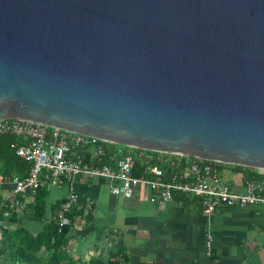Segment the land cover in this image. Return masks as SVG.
Here are the masks:
<instances>
[{"label":"water","instance_id":"1","mask_svg":"<svg viewBox=\"0 0 264 264\" xmlns=\"http://www.w3.org/2000/svg\"><path fill=\"white\" fill-rule=\"evenodd\" d=\"M264 171V0H0V121Z\"/></svg>","mask_w":264,"mask_h":264},{"label":"crops","instance_id":"2","mask_svg":"<svg viewBox=\"0 0 264 264\" xmlns=\"http://www.w3.org/2000/svg\"><path fill=\"white\" fill-rule=\"evenodd\" d=\"M220 176L243 192L241 171L225 164ZM12 190L8 182L0 188L5 209L0 264H264V205L224 207L206 215L197 199L188 197L184 206L173 197L159 205L150 202L144 187L131 198L114 196L108 179L90 177L12 198L19 205L6 199ZM71 192L79 197L78 216L64 244L59 246V240L54 249L47 237L34 242L57 225L60 206Z\"/></svg>","mask_w":264,"mask_h":264},{"label":"built area","instance_id":"3","mask_svg":"<svg viewBox=\"0 0 264 264\" xmlns=\"http://www.w3.org/2000/svg\"><path fill=\"white\" fill-rule=\"evenodd\" d=\"M7 133L22 139L21 145L14 146L15 153L31 165L24 179L0 177V188L6 182L13 185L6 199L16 205L19 202L12 198L28 191L35 194L40 189L60 188L80 177L108 179L110 192L125 198L133 197L140 188H147L150 202L159 205L180 193L197 199L206 215L224 207L264 205V171L256 170L260 177L246 181L243 192H238L222 179V163L215 161L127 148L17 119L0 121V135ZM124 148L128 150L124 152ZM138 163L145 172L139 177L134 175ZM86 202L91 206V200ZM78 206L79 197L71 192L60 206L56 222L59 231L71 226L67 213L78 210Z\"/></svg>","mask_w":264,"mask_h":264},{"label":"trees","instance_id":"4","mask_svg":"<svg viewBox=\"0 0 264 264\" xmlns=\"http://www.w3.org/2000/svg\"><path fill=\"white\" fill-rule=\"evenodd\" d=\"M23 143L22 139L13 135V134H2L0 135V176L2 178H12L13 176H17L21 179H24L28 177L31 169V165L26 162L24 159L20 158L15 153V147L17 145H21ZM128 149L124 148V152H126ZM225 164L220 165L223 166ZM233 166V165H232ZM134 170V175L139 177L143 176L145 174L143 167L140 163L136 165ZM237 170L241 171L244 174V180L248 181L252 178H258L260 175L257 174L255 169H251L248 167H242V166H233ZM44 191V189L42 190ZM175 200L177 201H185L184 206H188L187 196L175 193L174 195ZM1 204V201H0ZM3 203L0 205V221L2 220V214L4 212ZM70 219L78 216V211H73L72 214H68ZM69 231V227L63 228L61 231H59L58 226H54L52 228H49V231L46 233V235H41L37 237L36 239H33L34 242L42 243L43 238L47 237L48 240L53 239L54 243L53 248H58V241L60 240L59 246L64 244V237ZM124 261H127V259H124ZM90 264H104L98 261H90ZM108 264H120V261L115 260L113 262H109Z\"/></svg>","mask_w":264,"mask_h":264}]
</instances>
